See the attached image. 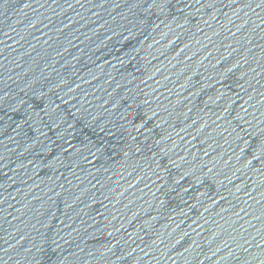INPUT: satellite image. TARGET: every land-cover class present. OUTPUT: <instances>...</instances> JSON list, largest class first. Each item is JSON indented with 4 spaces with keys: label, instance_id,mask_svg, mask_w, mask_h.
Returning <instances> with one entry per match:
<instances>
[{
    "label": "water",
    "instance_id": "obj_1",
    "mask_svg": "<svg viewBox=\"0 0 264 264\" xmlns=\"http://www.w3.org/2000/svg\"><path fill=\"white\" fill-rule=\"evenodd\" d=\"M0 264H264V0H0Z\"/></svg>",
    "mask_w": 264,
    "mask_h": 264
}]
</instances>
